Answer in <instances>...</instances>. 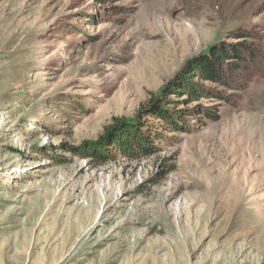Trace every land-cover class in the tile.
<instances>
[{
	"label": "rangeland",
	"instance_id": "obj_1",
	"mask_svg": "<svg viewBox=\"0 0 264 264\" xmlns=\"http://www.w3.org/2000/svg\"><path fill=\"white\" fill-rule=\"evenodd\" d=\"M236 29L264 51V0H0V264H264V78L151 155L94 145Z\"/></svg>",
	"mask_w": 264,
	"mask_h": 264
},
{
	"label": "trees",
	"instance_id": "obj_2",
	"mask_svg": "<svg viewBox=\"0 0 264 264\" xmlns=\"http://www.w3.org/2000/svg\"><path fill=\"white\" fill-rule=\"evenodd\" d=\"M250 30H234L189 57L157 92H151L132 118H117L94 145L102 160L151 155L166 133H189L194 125L220 118L219 104L264 78V51ZM215 102V103H214Z\"/></svg>",
	"mask_w": 264,
	"mask_h": 264
},
{
	"label": "bare ground",
	"instance_id": "obj_3",
	"mask_svg": "<svg viewBox=\"0 0 264 264\" xmlns=\"http://www.w3.org/2000/svg\"><path fill=\"white\" fill-rule=\"evenodd\" d=\"M249 155H250V153H249ZM238 186H239V185H238ZM238 188H239V190H240V187H238ZM238 193H239V192H238ZM236 194H237V193H236ZM252 200H253V199H252ZM252 200H251V201H252ZM251 201H250V202H251ZM73 234H74V233H73ZM70 239H71V238H70ZM79 239H80V238H79ZM79 239H78V240H79ZM78 240H77V242H78ZM74 242H75V241H74ZM63 250H64V249H63ZM67 250H68V249H67ZM67 250H66V251H67ZM43 251H44V250H43ZM70 258H71V257H70ZM65 263H66V262H65Z\"/></svg>",
	"mask_w": 264,
	"mask_h": 264
}]
</instances>
